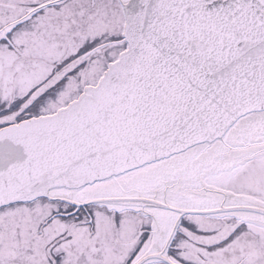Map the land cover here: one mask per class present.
I'll list each match as a JSON object with an SVG mask.
<instances>
[{"label": "snow or ice", "instance_id": "6c2138e0", "mask_svg": "<svg viewBox=\"0 0 264 264\" xmlns=\"http://www.w3.org/2000/svg\"><path fill=\"white\" fill-rule=\"evenodd\" d=\"M0 264H264V0H0Z\"/></svg>", "mask_w": 264, "mask_h": 264}]
</instances>
